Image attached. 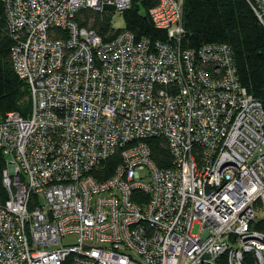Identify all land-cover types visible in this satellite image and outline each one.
<instances>
[{
    "label": "built area",
    "instance_id": "2783aa9c",
    "mask_svg": "<svg viewBox=\"0 0 264 264\" xmlns=\"http://www.w3.org/2000/svg\"><path fill=\"white\" fill-rule=\"evenodd\" d=\"M134 1L2 0L31 107L0 120V264H264V105L228 44L174 43L185 0L149 9L169 41L105 40L76 20ZM250 2L264 26V0Z\"/></svg>",
    "mask_w": 264,
    "mask_h": 264
},
{
    "label": "trees",
    "instance_id": "16d2710c",
    "mask_svg": "<svg viewBox=\"0 0 264 264\" xmlns=\"http://www.w3.org/2000/svg\"><path fill=\"white\" fill-rule=\"evenodd\" d=\"M160 0L134 1L124 10L125 26L116 28L111 12L95 11L85 7L77 12L76 20L84 27L94 29L105 40L115 37L122 29L132 31L137 39L148 37L151 41H169L168 33L154 25L149 9ZM184 33L175 40L182 50H197L209 43H225L232 47L240 82L264 105V26L255 13L250 0H185ZM15 33L7 26L5 6L0 0V120L12 110L25 114L31 107L27 83L18 77L12 58ZM153 158L162 168H170L172 153L169 142L163 136L148 139ZM122 163L119 151L103 161L95 172L104 180ZM2 163L0 161V171ZM1 175V172H0ZM0 183V192H1ZM142 199L147 196L141 194ZM264 230V219L255 226Z\"/></svg>",
    "mask_w": 264,
    "mask_h": 264
},
{
    "label": "rangeland",
    "instance_id": "374dc122",
    "mask_svg": "<svg viewBox=\"0 0 264 264\" xmlns=\"http://www.w3.org/2000/svg\"><path fill=\"white\" fill-rule=\"evenodd\" d=\"M114 25L116 28L119 27H124L125 26V22H124V18L123 15L121 13H118L115 15V20L113 21ZM194 232H197V227L194 229Z\"/></svg>",
    "mask_w": 264,
    "mask_h": 264
}]
</instances>
